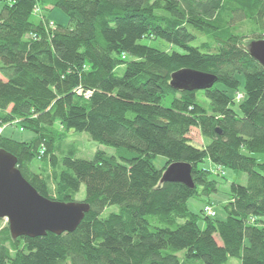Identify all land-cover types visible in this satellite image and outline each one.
Returning <instances> with one entry per match:
<instances>
[{
	"label": "trees",
	"instance_id": "obj_1",
	"mask_svg": "<svg viewBox=\"0 0 264 264\" xmlns=\"http://www.w3.org/2000/svg\"><path fill=\"white\" fill-rule=\"evenodd\" d=\"M0 3V124L33 133L21 140L1 134L0 148L18 157L42 196L75 201L84 185L91 206L76 231L57 235L13 239L0 219V264H264V162L254 156L264 154V67L248 48L264 39V0ZM58 7L68 25L49 27L48 12ZM245 22L253 25L249 34L240 30ZM146 38L185 52L140 42ZM183 68L218 80L178 91L170 80ZM58 123L116 155L58 158ZM193 127L209 139L204 146L193 144ZM158 156L167 160L161 168ZM36 160L50 166L56 198ZM174 162L192 166L194 188L161 182ZM217 166L248 178L231 183L225 219L188 205L217 193ZM112 205L119 211L101 217Z\"/></svg>",
	"mask_w": 264,
	"mask_h": 264
},
{
	"label": "water",
	"instance_id": "obj_2",
	"mask_svg": "<svg viewBox=\"0 0 264 264\" xmlns=\"http://www.w3.org/2000/svg\"><path fill=\"white\" fill-rule=\"evenodd\" d=\"M251 56L264 67V39L252 41ZM214 73L183 68L172 74L170 84L178 91L210 89L217 82ZM221 133V132H220ZM18 157L0 148V219L9 222L12 238L63 234L77 230L91 206L84 201L63 202L42 196L21 173ZM192 166L174 162L163 173L161 182H180L194 188Z\"/></svg>",
	"mask_w": 264,
	"mask_h": 264
},
{
	"label": "rangeland",
	"instance_id": "obj_3",
	"mask_svg": "<svg viewBox=\"0 0 264 264\" xmlns=\"http://www.w3.org/2000/svg\"><path fill=\"white\" fill-rule=\"evenodd\" d=\"M2 6L3 5L0 3V9L2 8ZM37 12H40V9L38 7L36 10V13ZM48 14H49V21L47 20V25H49V27L51 26L52 28H56L54 26H56L57 24H61L64 26L68 25L69 17H68V14L65 13L63 9L59 7L53 8L52 10L48 12ZM241 25H240V30L242 32H246L248 34L252 32L251 30H253L252 29L253 25L249 24V22H245ZM260 26H264L262 20H261ZM257 33H262V31L261 30L257 31ZM249 40L250 39H247V42ZM140 42L143 44H148L156 48L159 47L163 50L172 49L176 51L185 52L181 47L173 46L170 43H167L160 39L154 40L152 38H146V39H142ZM124 71H125V66H120L117 69V72L119 75H122ZM242 89L243 87L241 88V90ZM231 95L233 96L234 94L231 92ZM239 95L240 96L242 95L241 97V101H242L244 98V92L238 91L236 95L234 96L238 99ZM200 104L202 105L204 104V99H202V97L200 98ZM56 132H58V137L60 138L56 140L55 142L57 145L55 152L59 154L57 156L58 158H61L62 156L69 154L71 152L70 154L74 155L75 158L78 157V158H82L85 160L92 159L97 154L98 150H103L109 155H116V151L113 147L108 146V145L106 146L97 141H93L87 132L83 133V132H78V131H73V130L69 132H64L59 123L56 125ZM1 134L7 137L12 136L18 140L29 139L31 138V136H33V133H30L26 130L22 131V128L17 127L13 123H9L7 125L0 124V135ZM189 137L191 138L193 144H195L198 147H202L205 145V143L209 142V139L203 136L201 131L196 127H193L191 133L189 134ZM254 156L258 158V161L264 162V154H254ZM166 161L167 160L165 157L158 156L155 159V165L158 168H161L162 166H164ZM205 164H208V160L205 161L204 165ZM201 165L202 164H200V166ZM33 166L35 167L36 170H38L40 167L41 169H43V172H45L46 176H50L51 179L48 182V185L51 189V196L56 198L57 197V187L55 186L56 185L55 176L51 174V172L49 171L50 166L47 165L45 161L40 162L39 160H36ZM45 168H47V170ZM216 169L220 171L218 173L219 176L217 175V179L219 180V189L217 193L209 194L207 197L205 196V197H199V198H191L188 200V205H189V209L194 213L200 212V210L203 208H204V211L206 212V209L208 206L211 208L212 211L216 212L215 216H217L218 219H225L227 215L223 209V205L229 202V199H230L229 189H230L231 183L237 182L241 184H246L248 181V178H247V174L243 171H239V170L236 171L231 168H224L223 170L219 166H217ZM86 197H87L86 187L83 185L78 189L75 195V201H85ZM118 211H119V207L117 205H112L105 209L101 217L106 218L108 217V215H110V213L118 212ZM7 224H8V221L5 218H3V225H7ZM217 241L218 243H220V240L218 239V237H217ZM181 255H184V252H182ZM237 262L238 261L236 259H231L230 264H236Z\"/></svg>",
	"mask_w": 264,
	"mask_h": 264
},
{
	"label": "built area",
	"instance_id": "obj_4",
	"mask_svg": "<svg viewBox=\"0 0 264 264\" xmlns=\"http://www.w3.org/2000/svg\"><path fill=\"white\" fill-rule=\"evenodd\" d=\"M241 97H242V95L241 96L239 95L238 100H241ZM206 212H207V214H209L212 217H215V215H216V212L212 211L211 208L208 206H207Z\"/></svg>",
	"mask_w": 264,
	"mask_h": 264
},
{
	"label": "bare ground",
	"instance_id": "obj_5",
	"mask_svg": "<svg viewBox=\"0 0 264 264\" xmlns=\"http://www.w3.org/2000/svg\"><path fill=\"white\" fill-rule=\"evenodd\" d=\"M53 26V25H52ZM53 200V199H52ZM56 201V200H55ZM9 223V222H8Z\"/></svg>",
	"mask_w": 264,
	"mask_h": 264
},
{
	"label": "crops",
	"instance_id": "obj_6",
	"mask_svg": "<svg viewBox=\"0 0 264 264\" xmlns=\"http://www.w3.org/2000/svg\"><path fill=\"white\" fill-rule=\"evenodd\" d=\"M32 137V136H31Z\"/></svg>",
	"mask_w": 264,
	"mask_h": 264
}]
</instances>
